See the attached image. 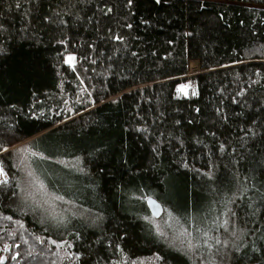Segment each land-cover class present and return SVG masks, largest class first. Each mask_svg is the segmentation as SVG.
I'll list each match as a JSON object with an SVG mask.
<instances>
[{
	"label": "trees",
	"instance_id": "16d2710c",
	"mask_svg": "<svg viewBox=\"0 0 264 264\" xmlns=\"http://www.w3.org/2000/svg\"><path fill=\"white\" fill-rule=\"evenodd\" d=\"M0 167V264H264V0H0Z\"/></svg>",
	"mask_w": 264,
	"mask_h": 264
},
{
	"label": "rangeland",
	"instance_id": "374dc122",
	"mask_svg": "<svg viewBox=\"0 0 264 264\" xmlns=\"http://www.w3.org/2000/svg\"><path fill=\"white\" fill-rule=\"evenodd\" d=\"M198 71H199V64L196 69H192L189 66V71H188L189 74ZM3 178L4 175H0V180H2ZM22 180H23L22 187L20 188L21 198L26 202V204H28L30 209L33 210L35 213L41 216H47V213L50 212H48V208L46 207V204L43 203L40 196L36 195L35 199L30 198L28 196V192H35V189L39 187V185L41 184L39 179L38 180L32 179V175H29V173H25ZM162 223L168 228V231L170 232L171 236L173 238L178 239L176 244L182 251H184L191 257V260L196 262V264H211V261H209V259L204 258L203 254H200L195 249L191 238L183 231V229L175 220L164 215ZM144 263L145 262H138V264H144Z\"/></svg>",
	"mask_w": 264,
	"mask_h": 264
},
{
	"label": "snow or ice",
	"instance_id": "6c2138e0",
	"mask_svg": "<svg viewBox=\"0 0 264 264\" xmlns=\"http://www.w3.org/2000/svg\"><path fill=\"white\" fill-rule=\"evenodd\" d=\"M69 59H72V58H69ZM186 87H188V85H180V87L178 88V91H180V92H184L185 89H186ZM185 94H186V93H185ZM193 95H195V92H193ZM0 175H6V173H4V170H3L2 167H0ZM29 175H31V173H29ZM6 182H7L6 180H0V184H4V183H6ZM36 195H39V196H40V198H41V200L43 201V203H45V204L49 203V199H48V197H49V193H47V192L45 191L44 185H43L42 183L39 185V187H37V188L35 189V192H28V196H29L30 198L35 199V196H36ZM55 199H57V200H62L63 197L57 196V197H55ZM153 203H154V202H153Z\"/></svg>",
	"mask_w": 264,
	"mask_h": 264
},
{
	"label": "water",
	"instance_id": "95a60500",
	"mask_svg": "<svg viewBox=\"0 0 264 264\" xmlns=\"http://www.w3.org/2000/svg\"><path fill=\"white\" fill-rule=\"evenodd\" d=\"M149 207H150V209H151L152 211H156V210H159V209H160V205H159V204H156V203H151V204L149 205Z\"/></svg>",
	"mask_w": 264,
	"mask_h": 264
}]
</instances>
